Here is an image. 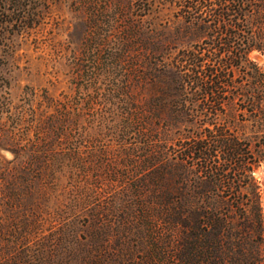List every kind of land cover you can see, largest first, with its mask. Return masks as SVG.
Wrapping results in <instances>:
<instances>
[{
	"label": "trees",
	"instance_id": "16d2710c",
	"mask_svg": "<svg viewBox=\"0 0 264 264\" xmlns=\"http://www.w3.org/2000/svg\"><path fill=\"white\" fill-rule=\"evenodd\" d=\"M104 9L76 94L0 132V264H264V0Z\"/></svg>",
	"mask_w": 264,
	"mask_h": 264
},
{
	"label": "rangeland",
	"instance_id": "374dc122",
	"mask_svg": "<svg viewBox=\"0 0 264 264\" xmlns=\"http://www.w3.org/2000/svg\"><path fill=\"white\" fill-rule=\"evenodd\" d=\"M118 1L125 6L136 2ZM106 2L21 0L18 5L12 0H0V30L8 26L7 40L0 39V43L7 44L0 49V99L6 104L3 111L9 110L0 118V132L11 129L13 114L32 109L43 111L47 98L76 94L67 66L75 55L78 59L89 57L92 54L90 47L96 46L94 34H104L110 26V12L104 9ZM250 57L264 66V57L258 52H253ZM98 138L95 135L89 140ZM109 139L104 138V144L118 147L116 143H109ZM91 142L85 146L100 145ZM13 159L9 151L0 149V169L12 167L9 163ZM253 177L260 189L264 225V162L255 169ZM17 209L23 213L26 207Z\"/></svg>",
	"mask_w": 264,
	"mask_h": 264
},
{
	"label": "water",
	"instance_id": "95a60500",
	"mask_svg": "<svg viewBox=\"0 0 264 264\" xmlns=\"http://www.w3.org/2000/svg\"><path fill=\"white\" fill-rule=\"evenodd\" d=\"M263 200H264V195H263Z\"/></svg>",
	"mask_w": 264,
	"mask_h": 264
}]
</instances>
